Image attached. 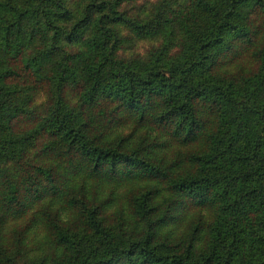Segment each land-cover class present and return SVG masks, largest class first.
<instances>
[{"label": "trees", "instance_id": "obj_1", "mask_svg": "<svg viewBox=\"0 0 264 264\" xmlns=\"http://www.w3.org/2000/svg\"><path fill=\"white\" fill-rule=\"evenodd\" d=\"M131 1L0 0V264H264V0Z\"/></svg>", "mask_w": 264, "mask_h": 264}, {"label": "rangeland", "instance_id": "obj_2", "mask_svg": "<svg viewBox=\"0 0 264 264\" xmlns=\"http://www.w3.org/2000/svg\"><path fill=\"white\" fill-rule=\"evenodd\" d=\"M158 1H170V0H134L126 5V13L129 15H133L137 13V11L140 12H148L143 15L144 17L148 18L152 14V12H149L148 10H144V7L150 8V5L158 3ZM120 35L122 40L119 44V50L117 51V54L120 55L123 58H131V57H143L146 53L150 51L151 48H155L160 44V39H150V38H137L133 35L129 34L125 30H123L122 26H120ZM127 35L125 38L124 36ZM174 37H176V34H174ZM254 65L252 62H250L249 67L252 68ZM234 69V67H233ZM43 99V97H42ZM41 99V100H42ZM39 102V99L36 100V103Z\"/></svg>", "mask_w": 264, "mask_h": 264}]
</instances>
